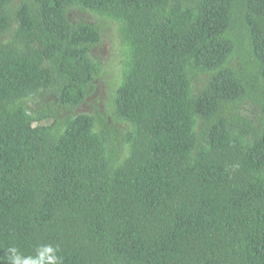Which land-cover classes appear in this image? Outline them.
Instances as JSON below:
<instances>
[{
	"label": "trees",
	"instance_id": "obj_1",
	"mask_svg": "<svg viewBox=\"0 0 264 264\" xmlns=\"http://www.w3.org/2000/svg\"><path fill=\"white\" fill-rule=\"evenodd\" d=\"M14 256L264 264V0H0Z\"/></svg>",
	"mask_w": 264,
	"mask_h": 264
},
{
	"label": "rangeland",
	"instance_id": "obj_2",
	"mask_svg": "<svg viewBox=\"0 0 264 264\" xmlns=\"http://www.w3.org/2000/svg\"><path fill=\"white\" fill-rule=\"evenodd\" d=\"M79 16V13L77 14ZM106 32V31H105ZM111 49V42L105 36L102 37V42L99 46L94 49V53L101 59L109 57ZM104 87V85H102Z\"/></svg>",
	"mask_w": 264,
	"mask_h": 264
},
{
	"label": "clouds",
	"instance_id": "obj_3",
	"mask_svg": "<svg viewBox=\"0 0 264 264\" xmlns=\"http://www.w3.org/2000/svg\"><path fill=\"white\" fill-rule=\"evenodd\" d=\"M12 251L15 252V249H13ZM48 251H51V249H48ZM12 259H13V264H21L19 257L14 256ZM23 264H35V262H30L28 260H25L23 261Z\"/></svg>",
	"mask_w": 264,
	"mask_h": 264
}]
</instances>
